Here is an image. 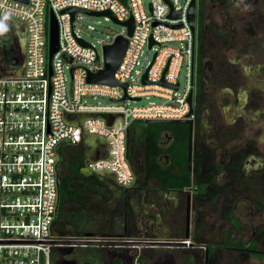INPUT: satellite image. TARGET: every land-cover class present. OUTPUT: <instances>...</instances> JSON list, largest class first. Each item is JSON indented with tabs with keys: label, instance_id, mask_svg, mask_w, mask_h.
<instances>
[{
	"label": "built area",
	"instance_id": "1",
	"mask_svg": "<svg viewBox=\"0 0 264 264\" xmlns=\"http://www.w3.org/2000/svg\"><path fill=\"white\" fill-rule=\"evenodd\" d=\"M125 1L0 0V18L19 21L26 33L22 71L0 75V264H52V251L61 240V234L54 231V221L59 162L66 147L82 148L84 171L111 175L119 185L129 187L137 178L129 157V147L136 140L133 122L194 120L193 100L188 101L194 53V34L187 16L191 0ZM170 7L180 11V16L169 18ZM69 8L79 9L73 20L66 12ZM50 10L58 24L51 75ZM83 11H108L118 22L132 17V33L97 40L99 53L96 44L82 36L79 20L111 17ZM87 28L94 30L90 25ZM118 36L126 37L127 44L113 74L116 84L87 81L89 73L103 69V47L113 44ZM145 49L153 52L147 62L143 59ZM183 64L184 87L178 80ZM176 84L177 89L173 87ZM99 97L108 102L89 100ZM149 97L163 102L130 105V101ZM81 114L88 116L79 119ZM92 136L102 139L104 147L88 144L87 138Z\"/></svg>",
	"mask_w": 264,
	"mask_h": 264
},
{
	"label": "flooded vegetation",
	"instance_id": "2",
	"mask_svg": "<svg viewBox=\"0 0 264 264\" xmlns=\"http://www.w3.org/2000/svg\"><path fill=\"white\" fill-rule=\"evenodd\" d=\"M4 23L12 63L22 68L25 27L13 19ZM193 34V109L199 104L202 139L212 159L201 181L196 178L203 170L192 160L186 186L140 183L134 160L137 178L129 187L102 175L108 199L91 197L100 213L83 237L56 216L61 240L52 251L54 264H264V0H196ZM5 73L0 45V75ZM91 145L103 148L97 139ZM68 237L104 243H64ZM113 241L127 244L105 243Z\"/></svg>",
	"mask_w": 264,
	"mask_h": 264
},
{
	"label": "trees",
	"instance_id": "3",
	"mask_svg": "<svg viewBox=\"0 0 264 264\" xmlns=\"http://www.w3.org/2000/svg\"><path fill=\"white\" fill-rule=\"evenodd\" d=\"M195 95L199 98V91ZM194 114L192 161L203 170L196 178L199 182L212 159L206 155L208 150L202 139L199 104L195 105ZM132 127L135 129L133 124ZM164 134H167L165 138ZM187 144L188 126L185 124H146L141 140L136 138L135 143L130 146L133 157L130 153L129 157H132L131 161H138L141 168L137 181L146 183L148 180H158L166 187L190 185L192 179L188 170L190 162L187 160ZM66 150L65 154H61L59 162L60 200L57 218L70 225L80 238L83 237L85 229L89 230V227L94 226V220L100 213L99 207L92 206L91 197L100 195L105 202L109 193L100 183L101 175L84 173V156H73L70 154L71 148ZM162 156H166L163 162ZM229 217H232L231 214ZM197 220L196 215L195 223ZM89 249L90 247H86L83 251L88 252ZM55 255V252L51 255L52 264Z\"/></svg>",
	"mask_w": 264,
	"mask_h": 264
},
{
	"label": "water",
	"instance_id": "4",
	"mask_svg": "<svg viewBox=\"0 0 264 264\" xmlns=\"http://www.w3.org/2000/svg\"><path fill=\"white\" fill-rule=\"evenodd\" d=\"M22 1V0H19ZM26 1V0H25ZM123 4L126 3L125 0H121ZM167 3H169V0H165ZM79 11L78 8H69L66 9V12H69L71 15V20H73V16L75 12ZM86 14L89 15H109L113 21H115L118 24L125 25L127 27V35H131L133 27H134V22L132 17H130L128 20L124 22H118L114 16L108 12H91V11H83ZM195 14H196V0H191L190 6L187 12L188 16V21L190 24V27L192 31L194 32L195 28ZM180 16V11H174L172 7H170V13L168 15L169 18H176ZM4 18H0V45L3 47V57H4V62L8 67V71L10 73H20L22 71V68L19 67L17 63H12V47L10 43V36L7 31V28L4 23ZM19 22V21H18ZM80 43L84 46H88V44L82 40H80ZM127 44V38L124 36H118L115 40V42L111 45H106L103 47V58H104V67L103 69L99 70L97 73H89L87 77V81L89 82H101V83H108L111 85L116 84V81L113 78V74L118 67L122 56L124 54V50ZM152 44V41H150L149 46ZM8 46V48H6ZM58 49V24L57 20L55 18V15L52 10L49 11V23H48V72L49 75H51V61L53 54L57 51ZM96 62H98V59H96ZM73 69H71L72 72ZM143 82H146V74L143 76ZM123 88H126V84L122 85ZM175 89L178 88V84L173 86ZM126 96L123 97V99ZM188 101L189 103H192V92L189 93L188 96ZM192 113L190 111L189 115ZM85 116H88L87 114H81L79 115V119L84 118ZM66 120H70L68 117H66ZM145 124H185L188 126V144H187V160L191 161L192 160V153H193V119H182V120H173V119H147L144 120ZM92 139H97L100 144L104 147L105 143L102 139H99L97 137L92 136ZM91 157V156H90ZM59 200H60V189H59V194H58V202H57V210H56V215L58 212V207H59ZM188 226V225H187ZM70 234L73 236L74 232H70ZM102 236L101 234L98 233H86L85 237L93 238V237H100ZM188 235L186 236V238ZM64 243H69V244H102L104 242L98 241V240H93V239H86L84 241H76V240H70V241H64ZM106 244H127L123 242H118V241H113V242H105ZM176 246L182 245L181 243L174 244Z\"/></svg>",
	"mask_w": 264,
	"mask_h": 264
},
{
	"label": "rangeland",
	"instance_id": "5",
	"mask_svg": "<svg viewBox=\"0 0 264 264\" xmlns=\"http://www.w3.org/2000/svg\"><path fill=\"white\" fill-rule=\"evenodd\" d=\"M144 4H147V0H143ZM82 24L80 26L81 28V34L82 36L89 42L95 43L97 50L99 53H101V47L97 43V40H106L107 36L114 35L116 33H124L126 34L127 30L126 27L123 25H120L113 21L112 19H105L104 16H87L79 20ZM92 26L94 30H90L87 28V26ZM153 52L150 50L145 49V57L143 58L145 62L149 61L152 57ZM178 80L182 87L185 85L186 80V66L185 64L182 65V67L179 70L178 74ZM92 102H101V103H107L108 101L104 98H97L96 100L89 99ZM154 101L155 103H162L163 100L157 97H149L148 99L142 98L141 100L132 102L130 101L131 106H143L148 104V102ZM133 125L135 127L136 132V138L138 140H141V134L143 129L145 128L144 121H134ZM67 148V147H66ZM82 148H71V153L73 156H80V153H82Z\"/></svg>",
	"mask_w": 264,
	"mask_h": 264
},
{
	"label": "crops",
	"instance_id": "6",
	"mask_svg": "<svg viewBox=\"0 0 264 264\" xmlns=\"http://www.w3.org/2000/svg\"><path fill=\"white\" fill-rule=\"evenodd\" d=\"M91 140H92V143H93V139H92V138H87V143H88V144H92V143H91ZM94 140H95V139H94ZM99 143H100V142H99ZM74 148H76V147H74Z\"/></svg>",
	"mask_w": 264,
	"mask_h": 264
}]
</instances>
